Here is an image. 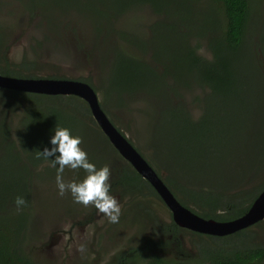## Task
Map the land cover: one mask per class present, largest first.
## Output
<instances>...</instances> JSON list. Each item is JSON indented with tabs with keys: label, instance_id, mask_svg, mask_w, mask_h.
Here are the masks:
<instances>
[{
	"label": "trees",
	"instance_id": "1",
	"mask_svg": "<svg viewBox=\"0 0 264 264\" xmlns=\"http://www.w3.org/2000/svg\"><path fill=\"white\" fill-rule=\"evenodd\" d=\"M187 1L171 0L179 6ZM213 3L214 10L205 15L198 27L186 24L180 17L173 19L175 15L157 8L155 0H133L120 8L122 12L131 4L151 6L164 17V22L153 26L156 31L152 42L159 40L163 47L167 30L171 37L161 51L149 45L156 66L117 51L104 92L108 98L117 97L122 107L129 104V112H133L134 102L127 99L140 92L150 97L151 103L146 106L154 124L157 121L151 133L153 151L157 150L154 156L159 161V165H150L168 171L163 181L183 206L202 218L222 222L244 215L264 189V181L248 188L242 186L264 170V163L255 166L245 143L249 128L253 137L264 132V73L258 58L259 54L264 56V30H259L255 45L259 49L253 51L247 42L252 29L253 0H213ZM202 41L211 54L209 59L199 55ZM1 54L0 47V57ZM24 65L27 73L31 72L33 64L24 62ZM0 74L24 76L20 70L11 69L4 57L0 59ZM192 84L209 91L203 94V113L197 121L191 119L185 103L176 100L180 97L178 86L190 90ZM0 103L5 116L0 117V264H39L26 250V244L33 214L31 201L35 200L33 186L41 184L42 173L52 167L50 160L37 158V154L45 147L51 148L54 120L61 127L67 128L68 121L80 127L94 150L86 151L89 162L95 165L109 162L112 167L115 162L121 164L110 193L121 185L135 208L137 204L143 207L144 201L148 203L151 197L158 198L151 185L118 154L96 122L92 118V123L87 121L92 116L82 99L0 89ZM17 110V118L13 119L10 113ZM7 113L11 117L9 122ZM234 140L238 143L234 144ZM83 178L78 176V182ZM17 196L27 201L19 212L15 206ZM142 209L147 212V208ZM146 215L150 219L156 217L154 212ZM155 224L167 240L159 244L150 240L145 245L128 248L110 264H165L162 258L149 254L159 246L175 245L185 252L182 235L187 230L173 222ZM253 226L226 237L193 233L211 241L195 242V248L202 258H207V264H264V246L256 242ZM210 244L215 245L209 248ZM171 263L182 264L175 260Z\"/></svg>",
	"mask_w": 264,
	"mask_h": 264
},
{
	"label": "rangeland",
	"instance_id": "2",
	"mask_svg": "<svg viewBox=\"0 0 264 264\" xmlns=\"http://www.w3.org/2000/svg\"><path fill=\"white\" fill-rule=\"evenodd\" d=\"M132 2L133 0H0V47L3 45L2 57L11 60L13 65H19L23 58V62L33 63L34 71L30 73L41 77L56 75L87 79L112 123L122 131L149 164L159 165L157 157L154 156L157 150L153 151L155 143L151 133L157 121L155 120L154 124L148 113L150 108L146 106L151 103L150 97L140 92L136 97L127 99L134 102L133 106L131 105L133 112H129V104L122 107L118 105L117 97L108 98L104 92L117 51L156 66L158 64L152 58L149 45L152 44L153 49L161 51L168 46L171 37L167 30V34L163 35V47L159 40L153 43L156 31L153 26L156 22H164L163 14L157 13L151 6L139 4H131L125 11H119ZM155 2L157 8L171 11L175 15L173 19L180 17L186 24H195L196 27L208 12L214 10L215 5L213 0H188L184 6L176 5L171 0ZM251 28L247 42L253 51H258L259 48L255 45L259 30H264V0H253ZM199 55L207 59L211 56L204 41L201 42ZM258 58L264 73V56L259 54ZM33 60H38L39 66H36L37 63ZM249 74L247 73V76ZM178 88L180 97L176 100L183 101L191 119L197 121L203 113V94L208 93V89L199 88L195 84L191 85L190 90H187L189 87ZM1 107L0 103V110H3ZM234 107L237 109L235 104ZM10 115L13 119L17 118L18 110ZM3 116L0 111V117ZM9 118L11 117L7 113L8 122ZM91 118L89 116L87 120L89 123H92ZM58 122H51L53 134L50 139L55 134L54 129L59 125ZM15 123L17 119L14 120ZM66 124L74 136L82 137L81 148L85 151L90 149L93 153L94 150L80 127L72 125L69 121ZM249 130L245 138L248 153L255 166H260L264 163V132L253 137L251 128ZM257 140H261V143L257 144ZM237 143L236 140L234 144ZM112 164L104 162L96 165L97 168L105 165L110 167V184L118 178L121 166L119 162H115L113 167ZM57 168L46 169L40 179L42 183L33 186L35 200L31 201L34 205L26 250L39 264H110L113 257L128 248L145 245L150 240L158 244L167 240L165 236L160 239L155 230V222L168 224L170 221L168 210L160 201H154L152 207L149 205L158 215L152 219L144 217L141 204H137L138 220L144 219L135 225L137 219L133 218L131 212L126 210L124 213V209L135 207L130 206L129 197L122 186L118 185L111 194L117 196L120 201L121 215L118 223H110L106 216L97 213L94 206L85 207L75 203L70 192L64 196L59 195L56 184ZM154 170L163 179L168 173L162 168ZM263 171L247 179L242 186L248 188L260 184L264 181ZM85 175L82 169L75 173V170L66 168L63 178L66 182H78V176L80 178ZM260 223L258 226L254 225L252 231L258 238L256 242L264 246V221ZM182 239L185 252H180L175 245H167L155 247L149 254L162 258L165 264H173V260L182 264L208 263L207 258L200 256L194 243L211 242L210 240L188 234H183ZM214 245L210 244L209 248ZM81 246L83 251H80Z\"/></svg>",
	"mask_w": 264,
	"mask_h": 264
},
{
	"label": "water",
	"instance_id": "3",
	"mask_svg": "<svg viewBox=\"0 0 264 264\" xmlns=\"http://www.w3.org/2000/svg\"><path fill=\"white\" fill-rule=\"evenodd\" d=\"M0 88L48 96H76L82 99L110 144L151 185L170 209L172 219L178 227L200 234L225 237L264 221V189L244 215L229 221L205 219L183 206L162 177L111 122L102 109L94 88L88 83L72 79L14 78L0 74Z\"/></svg>",
	"mask_w": 264,
	"mask_h": 264
},
{
	"label": "clouds",
	"instance_id": "4",
	"mask_svg": "<svg viewBox=\"0 0 264 264\" xmlns=\"http://www.w3.org/2000/svg\"><path fill=\"white\" fill-rule=\"evenodd\" d=\"M54 133L50 141L52 147H45L42 152L38 151L37 158L50 160L53 168L58 166L56 184L59 195L64 196L70 192L75 203L85 207L94 206L97 213L106 216L110 223H118L121 205L118 197L110 193V167L105 165L97 168L95 164L89 162L87 152L81 148L82 137L74 136L70 129L57 125ZM51 157L55 158L50 159ZM66 168L82 169L86 175L80 182H66L63 178ZM26 204L23 196L16 197L17 212L22 211ZM83 250L81 246L80 251Z\"/></svg>",
	"mask_w": 264,
	"mask_h": 264
},
{
	"label": "flooded vegetation",
	"instance_id": "5",
	"mask_svg": "<svg viewBox=\"0 0 264 264\" xmlns=\"http://www.w3.org/2000/svg\"><path fill=\"white\" fill-rule=\"evenodd\" d=\"M3 46V45H2ZM2 46H1V49H2ZM3 56V53L1 54V57L0 58H3L2 57ZM1 60H3V59H1ZM24 58L20 61V64L19 65H13V63H12V61L11 60H7V62L9 63V67L11 68V69H13V70H20L21 71V73L24 75V76H9V77H14V78H51V77H41V76H39V75H37V74H35V73H27L28 71H26V69H25V65H24ZM33 61H35L36 63H37V65L36 66H39V64H38V60H33ZM26 63H28V62H26ZM2 64H4V62L2 61ZM31 64H33V63H31ZM32 70L34 71V67L32 68ZM32 70H30V71H32ZM38 70V69H37ZM36 70V71H37ZM2 75V74H1ZM54 78H51V79H72V80H78V81H80V79H82V80H85V81H82V82H85V83H88L89 85H91L89 82H88V80L87 79H85V78H80V79H73V78H70V77H64V76H56V75H52ZM92 86V85H91ZM93 87V86H92ZM0 89H3V88H0ZM4 90H8V89H4ZM13 91V90H12ZM25 93V92H24ZM32 94V93H31ZM45 96H48V95H45ZM56 96H62V95H56ZM52 97H54V96H52ZM76 97V96H75ZM131 166V165H130ZM132 167V166H131ZM158 175H160L159 173H158ZM163 179V178H162ZM155 191V190H154ZM156 195H157V193H156ZM158 196V195H157ZM177 198V197H176ZM178 199V198H177ZM160 201L163 205H164V207L168 210V215H169V217H170V221H169V223H171V222H173L174 223V221H173V219H172V213H171V211H170V209L167 207V205L161 200V198L158 196V198H156V197H151V198H149V200H148V203L146 202V201H144V205H143V207H145V208H147V212H145V214H144V217H149V216H147L146 214H148V213H150V212H154L152 209H151V207L152 206H154V201ZM178 201H179V199H178ZM129 202H130V198H129ZM180 202V201H179ZM150 203V204H149ZM130 204V206L132 205L131 204V202L129 203ZM128 204V205H129ZM151 207H150V206ZM125 207V206H124ZM142 207V208H143ZM126 208V207H125ZM126 210H128V211H130L131 212V214H132V216H133V218L136 220L137 219V221H135V225H137L136 224V222L138 223V222H140V221H142V220H138V217H137V208H134V209H130V207H129V209H124V213H125V211ZM155 216L156 217H158V215L155 213ZM149 219H150V217H149ZM168 223V224H169ZM151 224H152V222H151ZM164 224V223H163ZM175 224V223H174ZM176 225V224H175ZM151 225H149V227H150ZM177 226V225H176ZM178 228H180V227H178ZM180 229H183V228H180ZM155 230L158 232V227H155ZM184 230H186V229H184ZM188 231V235H192L193 233L194 234H200V233H196V232H194V231H191V230H187ZM159 233V237H160V239L161 238H164V233L163 232H161V231H159L158 232ZM202 235H205V234H202ZM196 236V235H195ZM206 236H210V235H206ZM138 246H140V245H138ZM120 253V252H119ZM114 258V257H113Z\"/></svg>",
	"mask_w": 264,
	"mask_h": 264
}]
</instances>
